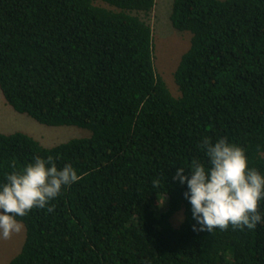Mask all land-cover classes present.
Wrapping results in <instances>:
<instances>
[{
	"label": "trees",
	"instance_id": "16d2710c",
	"mask_svg": "<svg viewBox=\"0 0 264 264\" xmlns=\"http://www.w3.org/2000/svg\"><path fill=\"white\" fill-rule=\"evenodd\" d=\"M156 4L0 0L7 103L42 125L91 132L52 147L0 133V181L36 156L80 176L52 212L17 217L26 239L9 264H264V226L194 230L187 186L173 179L194 158L207 162L203 137L241 146L264 173V0H174L172 25L191 35L178 96L154 64Z\"/></svg>",
	"mask_w": 264,
	"mask_h": 264
},
{
	"label": "clouds",
	"instance_id": "9594fccd",
	"mask_svg": "<svg viewBox=\"0 0 264 264\" xmlns=\"http://www.w3.org/2000/svg\"><path fill=\"white\" fill-rule=\"evenodd\" d=\"M199 147L207 162L193 159L177 168L173 179L186 184L185 199L191 205L196 224L193 229L264 226V173L250 167L244 148L226 138L213 141L203 137ZM187 171V174H186ZM80 180L71 163L59 167L51 156H36L33 161L5 175L0 181V238L8 239L23 229L17 217L27 216L34 209L54 210L52 201ZM154 181L153 184H158ZM160 200L162 207L166 201Z\"/></svg>",
	"mask_w": 264,
	"mask_h": 264
},
{
	"label": "rangeland",
	"instance_id": "374dc122",
	"mask_svg": "<svg viewBox=\"0 0 264 264\" xmlns=\"http://www.w3.org/2000/svg\"><path fill=\"white\" fill-rule=\"evenodd\" d=\"M174 0H157L154 11L147 21L154 31V64L157 73L165 80L171 92L178 96L180 91L175 72L184 54L191 45V35L180 32L171 22ZM106 6V4H103ZM26 133L46 147L65 143L74 138L89 137V130L78 127H50L42 125L27 114L19 113L10 106L0 88V133ZM164 199V198H163ZM184 220V211L176 214L172 222L178 227ZM26 239V228L8 239L0 238V264H9L22 250Z\"/></svg>",
	"mask_w": 264,
	"mask_h": 264
}]
</instances>
